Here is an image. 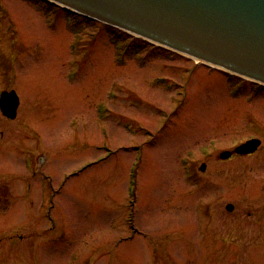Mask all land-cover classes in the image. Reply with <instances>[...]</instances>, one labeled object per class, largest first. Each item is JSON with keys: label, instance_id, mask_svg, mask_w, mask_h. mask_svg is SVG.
<instances>
[{"label": "rangeland", "instance_id": "374dc122", "mask_svg": "<svg viewBox=\"0 0 264 264\" xmlns=\"http://www.w3.org/2000/svg\"><path fill=\"white\" fill-rule=\"evenodd\" d=\"M229 75L0 0V89L22 100L0 109V264H264V86ZM250 137L258 151L221 158Z\"/></svg>", "mask_w": 264, "mask_h": 264}, {"label": "water", "instance_id": "95a60500", "mask_svg": "<svg viewBox=\"0 0 264 264\" xmlns=\"http://www.w3.org/2000/svg\"><path fill=\"white\" fill-rule=\"evenodd\" d=\"M55 1L264 82V0ZM19 105L16 90L3 92L1 107L8 117H17ZM261 143L260 138H252L235 152H255ZM232 154L227 150L221 157ZM234 208L233 203L227 205Z\"/></svg>", "mask_w": 264, "mask_h": 264}, {"label": "bare ground", "instance_id": "6f19581e", "mask_svg": "<svg viewBox=\"0 0 264 264\" xmlns=\"http://www.w3.org/2000/svg\"><path fill=\"white\" fill-rule=\"evenodd\" d=\"M188 55V54H187ZM195 60H196V62H199V63H203V62H206V63H208V61H206V60H203V59H199V58H194ZM216 67H218V68H224V67H222V66H216ZM138 163L136 162L135 163V167H136V169L138 168ZM88 168V167H87ZM86 169V168H85ZM84 169V170H85Z\"/></svg>", "mask_w": 264, "mask_h": 264}, {"label": "flooded vegetation", "instance_id": "af4514ba", "mask_svg": "<svg viewBox=\"0 0 264 264\" xmlns=\"http://www.w3.org/2000/svg\"><path fill=\"white\" fill-rule=\"evenodd\" d=\"M234 156V155H233Z\"/></svg>", "mask_w": 264, "mask_h": 264}]
</instances>
